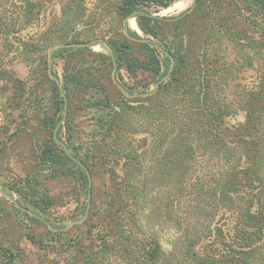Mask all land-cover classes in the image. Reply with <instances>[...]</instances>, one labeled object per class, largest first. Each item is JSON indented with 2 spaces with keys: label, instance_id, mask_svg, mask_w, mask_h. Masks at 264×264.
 <instances>
[{
  "label": "trees",
  "instance_id": "trees-1",
  "mask_svg": "<svg viewBox=\"0 0 264 264\" xmlns=\"http://www.w3.org/2000/svg\"><path fill=\"white\" fill-rule=\"evenodd\" d=\"M177 1L0 0V83L12 86L3 90L24 92L3 63L16 57L27 78L50 94L52 114L39 122L38 166L51 178L81 176L82 213L83 167L101 178L90 187L85 223L92 238L69 264H109L112 257L121 264H264V0H193L191 11L154 15ZM57 4L59 14H51ZM46 12L49 19L38 29ZM131 17L143 35L127 27L134 41L124 36L123 21ZM96 39L112 53L116 79L132 97L112 83V57L92 51L95 45L55 49L51 70L59 78L54 65L60 60L61 86L49 79L51 45ZM169 56L168 78L139 97L147 86L138 75L148 73L155 85L169 70ZM240 114L242 121L229 122ZM78 115L89 122L82 136ZM55 127L57 134L64 129L70 153L56 144ZM38 171L20 180L26 186L10 189L45 212L54 202L31 185ZM152 185L161 192L153 213L179 231L169 252L142 227ZM0 252L6 264L19 255Z\"/></svg>",
  "mask_w": 264,
  "mask_h": 264
},
{
  "label": "rangeland",
  "instance_id": "rangeland-1",
  "mask_svg": "<svg viewBox=\"0 0 264 264\" xmlns=\"http://www.w3.org/2000/svg\"><path fill=\"white\" fill-rule=\"evenodd\" d=\"M191 7L193 8L192 0H179L166 9H158V12H154V15L173 16L187 8L189 10ZM59 10L60 5H54L51 14H59ZM49 14V12L42 14L43 16L39 21L38 29H42V26L47 23ZM129 21L128 27L143 37L137 27L136 29L130 27ZM35 29L34 25L27 30L33 32ZM149 39L153 40L152 38ZM128 40L134 41L131 39ZM91 49L95 52H104L97 45L92 46ZM159 58L163 61L161 54H159ZM3 63L25 86H23L24 89L22 90L24 92L17 94L19 91L15 92V90L7 88L3 90V87L12 88L11 85L0 83V188L9 194L20 207L27 211L16 207L11 201L0 194V249H9L16 255L18 251L19 255L14 258L15 264H69L71 255H75L76 250L81 244L88 245L92 238L89 231L90 226L85 223L91 208V188L86 219L81 224L59 230L64 228L69 222L82 218L85 214L86 210L82 213V206L85 202V190L82 178L78 174H62L56 178H51L44 167L38 166L36 155L42 137L39 122L40 119L52 114L53 109L50 105V94L46 87L40 84H34L27 78V66L16 57H5ZM54 69L59 77H56L59 80L58 85L60 84L61 86L62 71L60 60H56ZM120 74L127 84L132 83V80L123 68L120 70ZM250 77L248 75L247 80ZM137 79L143 85L147 86V92L152 90L151 76L148 73H140ZM141 95L139 97L150 96ZM65 108L66 103H64ZM242 120L243 115L240 114L234 117V119H230L229 122L236 123ZM76 121V134L82 136L84 131L86 132V125L89 122L83 115H78ZM63 123L64 118L57 124V127ZM57 127L54 128L56 129L55 137L60 143L55 142L58 146L65 148L64 129H62L60 134H57ZM65 149L66 152L68 151L67 153H70L67 148ZM37 170H39L36 174L38 183H32L31 185H36L39 192L47 197H52L54 202L45 208V212L38 209L34 210L31 204L23 201V198L18 193L10 189L17 185L26 186L25 181L20 180L27 174L36 173ZM146 176L150 175L146 174ZM89 178L90 187L93 185L96 188L100 184L101 178L99 175L91 176L89 174ZM160 199V189L152 185L144 202L145 210L141 214V223L145 231L155 232L158 235V240L163 250L169 252L179 235V231L170 221L161 220L153 213V209L157 206ZM28 212L32 213V215ZM50 223L55 227H52ZM47 228L52 233L59 235L52 237L47 232ZM27 233H32L36 238L41 239V243L43 244L38 246L32 243L27 238ZM5 259L0 252V264H6ZM109 264L121 263L117 258L112 257Z\"/></svg>",
  "mask_w": 264,
  "mask_h": 264
},
{
  "label": "water",
  "instance_id": "water-1",
  "mask_svg": "<svg viewBox=\"0 0 264 264\" xmlns=\"http://www.w3.org/2000/svg\"><path fill=\"white\" fill-rule=\"evenodd\" d=\"M193 2V0H192ZM192 9V7L188 10L190 11ZM130 19H134L135 22H136V17H131V18H128V19H125L123 21V25L125 26L124 28V35L126 36V38L128 39H131V40H135L132 36H130L128 34V31H127V27H128V21ZM137 27V25H136ZM138 29V27H137ZM138 34V33H137ZM143 41H149L147 39L143 40ZM92 45H97L99 48H101L104 52L106 53H109L112 57V72H111V80L113 82V84L121 91V93L123 95H125L126 97H132L131 95H128L125 90L123 89V87L119 84V82L117 81L116 79V75H115V71H116V63H115V60L113 58V55L112 53L106 48V46L103 44V41L102 39H96V40H92V41H89V42H86V43H83V44H63V43H56V44H53L51 45L49 48H48V51H47V73H48V76L51 80H53L55 83H59V80L53 75L52 73V70H51V56H52V52L57 49V48H72V47H85V46H92ZM170 58V61H171V64H170V67H169V70L168 72L166 73L165 76H163L155 85H153V88L150 92H147L145 94H142L141 96H146V95H151L154 93V90L157 86V84H159L160 82H163L165 81L169 74H170V71L172 70L173 68V65H174V62H173V58L171 56H169ZM54 138H55V141L57 143H60L57 138L55 137L56 135V129H54ZM84 171H85V174L87 176V179H88V193H87V207H86V211H85V214L83 215L82 218L78 219V220H74V221H71L69 222L68 224H66V226L62 229H59V230H64V229H67L69 228L70 226L72 225H77V224H81L85 219H86V216H87V212H88V203H89V194H90V178H89V173L87 172V170L85 169V167H83ZM0 194L3 195L6 199H8L9 201H11L16 207L22 209L23 211H27L26 209L20 207L17 202L7 193H5L1 188H0ZM30 215H32V213L28 212ZM47 226L53 230L48 224Z\"/></svg>",
  "mask_w": 264,
  "mask_h": 264
},
{
  "label": "bare ground",
  "instance_id": "bare-ground-1",
  "mask_svg": "<svg viewBox=\"0 0 264 264\" xmlns=\"http://www.w3.org/2000/svg\"><path fill=\"white\" fill-rule=\"evenodd\" d=\"M129 25L132 29H136V24L133 19L129 21Z\"/></svg>",
  "mask_w": 264,
  "mask_h": 264
}]
</instances>
